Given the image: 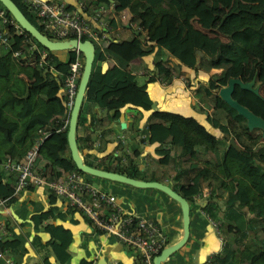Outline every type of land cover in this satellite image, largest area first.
<instances>
[{
  "label": "trees",
  "instance_id": "trees-1",
  "mask_svg": "<svg viewBox=\"0 0 264 264\" xmlns=\"http://www.w3.org/2000/svg\"><path fill=\"white\" fill-rule=\"evenodd\" d=\"M13 1L43 32L28 4L24 0ZM114 2V10L127 9L130 21L145 33L142 38L138 32L128 38L110 39L102 50L95 49L76 124L83 122L85 114L90 113L94 106L112 109L113 117H117L118 108L126 103L142 109L150 108L152 100L146 91V83L156 77L166 79L173 66L176 69L192 67L203 71L211 67L220 68L219 73L207 77L202 88L210 99V112L204 111L205 120L224 136H232L241 146L240 149H235L228 142L220 147L219 138L210 127H205L190 115L167 110H152L149 113L144 139L148 144L155 145L154 151L160 163L168 161L170 146L178 148L177 157L195 158L200 150L210 153L204 164L199 165L193 160L182 169V182L178 180L181 176L178 171L174 175L177 185L173 189L188 203L193 202L200 192L202 181L212 185L211 188L224 190L219 224L225 232L232 233L231 242L241 240L247 230L254 232L256 227L259 228V236L251 237L253 248L249 244L232 246L227 240L220 252L211 255V264H264V142L259 143L260 131L255 132L258 128L248 129L245 119L213 91L231 76L248 80L254 73L255 84L264 83V0ZM0 6L3 7L1 3ZM67 6L72 7L71 4ZM4 11L7 17H11L7 9L4 8ZM187 15H194L200 25L215 28L226 39L218 35L203 36L196 28L184 23ZM107 24L116 27L117 21L110 17ZM7 31L8 49L0 46V162L5 155L14 159L20 157L40 135L39 130L51 124L49 133L38 144L35 162L40 166L34 167L35 170L49 179L69 170H78L66 144L67 123L64 124L63 119L68 115V108L65 94H47L49 88L62 86L69 59H59L52 50L39 44L23 29L17 33L13 26L7 25ZM30 43L36 47L29 48ZM153 48L155 52L165 49L173 60H156L155 72L146 77L128 68L131 59L145 55ZM14 50H18L16 57L11 55ZM40 50L46 52L44 62L24 63L38 59ZM78 54L82 58L79 51ZM106 59L107 65L103 68L101 62ZM231 95L264 118L262 98L237 84ZM221 118H225L226 123ZM101 167L131 177L137 176L135 170L106 165ZM11 191L12 186L2 179L0 170V199L5 205L14 207L21 218L16 221L17 225L23 228L9 226L7 221L12 217L6 216L4 223L10 234L0 239V248L11 253L14 264H21L27 251L25 241L30 233L29 226L32 229L41 227L48 238L41 242L38 236H33L31 241L48 245L55 260L60 264L65 263L69 257L67 246L71 241L70 230L54 220L41 225L50 217H64L60 209L62 200L44 188L43 194L48 201L44 207L39 200L29 202L22 196L11 195ZM42 261L48 264L46 258Z\"/></svg>",
  "mask_w": 264,
  "mask_h": 264
},
{
  "label": "crops",
  "instance_id": "crops-1",
  "mask_svg": "<svg viewBox=\"0 0 264 264\" xmlns=\"http://www.w3.org/2000/svg\"><path fill=\"white\" fill-rule=\"evenodd\" d=\"M64 1L67 4L74 2V0ZM82 1L87 6L99 10L102 18L113 17L117 21V26L111 27L110 32L106 33L108 37L113 39L128 38L131 34L136 33L135 30L140 33L141 38L143 37L145 31L137 29L135 23L130 21L127 9L114 10V0ZM186 17L193 18L186 25H190L199 31L197 25H195L198 19L194 15H187ZM209 35H218L221 39H226L217 30L207 34V36ZM52 52L59 59L65 60L60 55H65L64 51H61L60 54L57 51ZM165 56H170L165 49L161 48L155 52V48H153L149 53L131 59L128 63V68L135 74L146 77L155 72L154 62L158 59L162 60ZM107 62V59L103 60L101 66L104 68ZM177 70L180 74L187 76V85L190 83V87L196 86V88L201 85L200 89L203 88L209 75L220 72V68L215 67H211L208 71L192 67H180ZM180 74L171 75L166 79L163 76L160 78L156 77L155 80L146 83V91L152 100L151 107L148 109H142L126 103L118 108L117 117L112 116V109L107 110L98 106H94L90 113L85 114L84 121L76 124L75 128L76 144L83 161L94 164L97 167L106 165L125 170H135L137 176L134 177L136 178L154 179L170 186L175 185L176 180L174 178L157 172L152 165L151 169L143 170V162H147L145 160L146 155L149 156L148 159L152 163L154 162L152 159L158 158L154 151L155 145L148 144L141 135L144 132V125L147 123L149 113L152 110H167L186 116L190 115L205 125V127H210L212 132L214 131L215 136L217 135L215 128L211 127L205 120V112H208L210 108L200 110L193 105L194 100L191 98L189 87L183 83ZM62 92V86L57 85L49 88L47 94H61ZM121 122H123L122 126L120 125ZM50 128L51 124H47L40 129L39 134L41 131L49 132ZM119 136H122V141L119 140ZM1 173L2 179L12 186L14 176L5 174L2 170ZM81 175L89 182H95L97 187L110 193L114 197L115 202L124 211L153 218L164 229L167 236L166 244L180 238L182 233L180 207L177 201L166 193L153 187H137L108 178L98 176L91 178L89 174L84 173ZM205 185H207L206 182L202 181L200 192L194 197L191 204L188 234L185 242L163 260L161 264H198L207 256L220 252L225 241H233L231 232H225V230L223 232L219 226L220 224L215 227L210 221L220 222L223 205L219 204L221 200V197L218 196L219 194L213 197V192L215 191L214 193H216L218 190H213L214 188H211L212 185L208 184L207 187ZM43 189L40 186L27 188L20 194V197L27 198L29 202L39 200L45 207L48 201L43 194ZM9 209L14 211L12 205H8L7 211ZM60 209L64 213L62 219L55 216L53 218L50 217L44 220L41 225L46 221L54 220V222L60 223L63 227L70 230L71 241L67 246L69 257L63 264H135L136 253L132 248L97 229L90 219L78 210H73L64 204H60ZM53 213L55 214L56 211L54 210ZM0 214L3 215L0 217V220L3 221L8 215L12 217V219L9 218L7 221L9 226L14 229H23L17 225L16 221H19V219L15 218L14 215L12 216L9 211L7 213L5 210V212H0ZM26 220L28 221L29 219L26 218ZM29 230L30 233L25 241L27 243V251L22 257L21 264H43L42 260L44 258L48 260V264H60L55 260L48 245L40 244L39 241H31L33 236H38L42 242L48 238V234L41 227L32 229L29 226ZM230 244L232 246L237 244L238 247L244 244H249L250 248L254 246L251 238L247 235V231L241 240Z\"/></svg>",
  "mask_w": 264,
  "mask_h": 264
},
{
  "label": "built area",
  "instance_id": "built-area-1",
  "mask_svg": "<svg viewBox=\"0 0 264 264\" xmlns=\"http://www.w3.org/2000/svg\"><path fill=\"white\" fill-rule=\"evenodd\" d=\"M33 11L43 33L52 39H89L98 42L97 48L102 50L108 40L106 33L111 26L107 24V18L100 16V11L86 5L82 0H74L68 7L64 0H24ZM7 25H11L14 31L19 33L22 28L12 17L5 15L4 8L0 6V46L8 49ZM144 36V35H143ZM29 48H35L30 43ZM75 50V49H74ZM38 59L24 61L28 64L44 62L46 52L40 50ZM18 50L11 52L16 57ZM169 61L173 57H168ZM82 66V58L75 50L68 61L67 70L62 80V88L65 94V104L68 112L76 90L77 81ZM67 118L63 123H67ZM146 130V124L144 125ZM40 131V130H39ZM49 132L41 131L35 142L18 158L9 155L0 162V169L5 174H12L11 195L20 196L28 187L40 186L52 191L63 204L80 211L86 215L93 225L123 244L132 248L136 253L135 264H153V256L166 245L167 236L164 229L150 216L136 215L124 211L114 200V197L102 188H99L82 177L78 170H69L55 178H45L34 168L37 156V147ZM145 137V131L141 134ZM122 141V136L118 137ZM7 205L0 199V208L7 211ZM217 227L218 222L210 220ZM10 232L3 220H0V239L9 236ZM0 264H14L12 255L5 248H0ZM198 264H211V255Z\"/></svg>",
  "mask_w": 264,
  "mask_h": 264
},
{
  "label": "water",
  "instance_id": "water-1",
  "mask_svg": "<svg viewBox=\"0 0 264 264\" xmlns=\"http://www.w3.org/2000/svg\"><path fill=\"white\" fill-rule=\"evenodd\" d=\"M0 3L5 9L10 13L11 17L17 22V24L26 32H28L39 44L46 47L49 50L66 49L73 48L79 51L82 55V66L77 81L76 90L73 96V100L68 112L67 118V128H66V144L72 161L74 162L76 168L83 172L93 174L98 177L108 178L111 180H117L127 184H131L137 187H153L166 193L168 196L177 201L181 212V224L182 233L180 238L176 241L166 244L163 246L158 253H156L153 258V264H161L173 251L178 249L186 240L188 234V223H189V203L188 201L176 190H174L167 183L158 180H146L136 177L128 176L124 173L107 170L101 167L93 166L84 162L80 156L75 139V128L77 113L80 103L84 96L85 85L92 68V62L94 58V45L89 39H78L76 37H71L67 39H52L48 37L45 33L39 30L20 10V8L15 4L13 0H0ZM137 33L138 31L135 30ZM237 84L240 88L250 90L260 98L264 100V96L260 94L258 89V84H255V74L248 80H241L239 77H228L225 84L220 85L216 88V94L224 100L230 107L235 109V111L240 114L245 119V124L248 129L258 128L260 130V137L264 139V118L260 115L254 113L246 105L240 103L232 97L231 93L234 85ZM123 125V122L120 123ZM227 142L232 145L235 149H240L241 146L232 137L228 136ZM9 213L14 215L15 218H19L12 209L8 210ZM0 212H5V209L0 208Z\"/></svg>",
  "mask_w": 264,
  "mask_h": 264
},
{
  "label": "rangeland",
  "instance_id": "rangeland-1",
  "mask_svg": "<svg viewBox=\"0 0 264 264\" xmlns=\"http://www.w3.org/2000/svg\"><path fill=\"white\" fill-rule=\"evenodd\" d=\"M191 19H193V18L192 17H186L184 19V23L185 24L188 23ZM194 19H195V17H194ZM195 20H197V19H195ZM195 25H197L200 33L203 36H207L208 33H211V32H214V31L216 32L215 28H205L202 25H200V23L198 21H197V24H195ZM93 45H94L95 48H97L98 42L93 41ZM52 51H54V52L57 51V52H59L58 54H60L61 51H64L65 55H63V54H60V55H62L64 59L68 60V59H70L72 57L74 49L73 48H66V49H57V50H52ZM168 57H170V56H168ZM168 57L165 56V57H163V59L169 60ZM174 74L175 75H179L180 73L173 66V71L171 72L170 76L174 75ZM180 78L183 81V83L185 85H187L186 84L188 82L187 76L185 74H180ZM187 87H189L188 89H189V92H190V94L192 96L191 98L194 100V104H193L194 106L198 107L200 110H204L205 108L206 109L210 108V99L208 97H206V95L204 94L202 88L200 89L201 85L197 86V88H199L198 90H196L197 89L196 86L195 87H193V86L190 87V83H189V85H187ZM258 89H259L260 94L264 96V84H258ZM213 91L216 92V88L213 89ZM208 112H210V109H209ZM220 120L223 123H226L225 118H221ZM215 130H216L215 133L217 134L216 136L219 138V146L220 147H224L226 145V143H227V137L228 136L227 137H226V135L224 136L221 132L218 131L217 128H215ZM259 131H260L259 129L255 130V132H259ZM260 142H264V139L261 138V137H259V143ZM177 151H178V148L176 146H170V157H169V159H168V161L166 163H160V162H158L157 159H154V160L152 159V161H154L152 163L151 160L148 159L149 156L146 155L145 156V160L147 162H143V170L144 169L145 170L151 169V165H152V166L155 167L154 169L157 170V172H160L163 175H166L167 177H171V178H174V175L177 174L178 171H180L179 173H180L181 176H179L178 180H179V182H182L183 181V176H182L183 171H182V169L185 168L189 164L190 161L194 160L199 165H202V164H204V160L208 156L211 155L208 152L204 153L202 150H200V151L197 152L195 158H188V157H183V156L182 157H177L176 156V152ZM66 152H67V148H66ZM184 158H186V159H184ZM38 166H40V163L35 162V166L34 167H38ZM262 167L264 168V166H262ZM82 173L89 174V173L83 172V171H82ZM89 175L91 176V178L97 177V176H95L93 174H89ZM92 183L95 184V182H93V181H92ZM176 185L177 184H175V186ZM207 185H205V186L207 187ZM95 186H96V184H95ZM171 186L173 188H175L174 185H171ZM207 190H208V188H207ZM214 190H216V189H214ZM217 190L218 191L216 193H214L215 191L213 192V197L217 196L219 194L218 196H220L221 200H222L223 199L222 195L225 194V191L222 190V189H217ZM219 192H221V193H219ZM207 195H209V194L207 193ZM221 200L219 201L220 205H222ZM191 204H192V202H189V210H190V208H192ZM219 226L221 227V230H223V232H224V229L222 228V226L221 225H219ZM258 231H259L258 227H256L254 232H253V230L249 229V230H247V235L250 238L253 235L259 236L260 233Z\"/></svg>",
  "mask_w": 264,
  "mask_h": 264
}]
</instances>
